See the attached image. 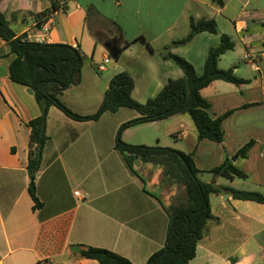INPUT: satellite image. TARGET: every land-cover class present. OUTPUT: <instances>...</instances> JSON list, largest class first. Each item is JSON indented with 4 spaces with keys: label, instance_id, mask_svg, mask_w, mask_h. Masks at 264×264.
Returning <instances> with one entry per match:
<instances>
[{
    "label": "crops",
    "instance_id": "crops-1",
    "mask_svg": "<svg viewBox=\"0 0 264 264\" xmlns=\"http://www.w3.org/2000/svg\"><path fill=\"white\" fill-rule=\"evenodd\" d=\"M57 2L62 10L47 20L42 18L41 27L36 16L51 9L50 0H2L0 10L17 36L34 41L47 23L51 32L45 44L79 47L84 58L80 82L94 85L104 98L113 78L126 72L134 80L132 96L137 92L148 96L134 100L145 104L169 80L184 76L168 61L170 55L186 59L200 74L208 51L220 44L221 36L231 37L235 49L223 55L218 66L234 68L236 76L247 83L236 86L215 81L201 92L214 116L232 112L223 122V143L199 142L189 115L131 127L123 132L122 140L128 145L192 154L203 183L264 195V0H225L223 7L211 0ZM191 19H214L218 34L201 33L188 44H177L189 35ZM257 44L262 49H254L260 48ZM165 52L155 67L148 64ZM226 57L231 59L228 67L222 65ZM13 59L8 44L0 38V264H98L80 256L84 247L106 249L134 264H146L164 248L170 224L165 207L170 205L147 189L116 150L120 127L139 118V113L122 108L85 121L77 130L74 125L82 122H69L71 118L52 107L46 149L52 144L51 127L57 119L61 133L70 127L78 134L65 148L49 151L47 161L45 149L34 182L44 206L34 210L29 194L28 124L41 111L34 94L10 80ZM249 68L250 76L243 71ZM256 73L260 76H253ZM162 127L164 137L174 139V145L162 144ZM250 142L253 147L248 157H237ZM227 159L244 178L212 173ZM146 167L152 169L149 164L138 169ZM210 207L214 219L190 264H264V204L237 200L223 192L210 196Z\"/></svg>",
    "mask_w": 264,
    "mask_h": 264
},
{
    "label": "trees",
    "instance_id": "trees-1",
    "mask_svg": "<svg viewBox=\"0 0 264 264\" xmlns=\"http://www.w3.org/2000/svg\"><path fill=\"white\" fill-rule=\"evenodd\" d=\"M50 1L51 9L36 16L38 27L43 24L42 18L47 20L52 13L62 10L57 0ZM211 1L219 7H223L225 2ZM1 2L2 0L0 4ZM201 33L218 34L217 22L214 19H191L189 35L177 44H188ZM0 38L8 44L11 55L14 56L9 67L10 80L14 84L31 89L41 111L40 115L28 124L31 130L28 163L30 177L35 178L42 167L44 151L50 141L47 122L52 107L58 108L66 116L79 122L95 121L104 113H116L122 108H130L139 113V118L120 127L116 137V150L123 156L134 175L140 177L138 167L142 164H151L163 170L165 181L170 185L180 186L185 191L183 201L176 206L165 207L170 217L165 245L163 249L153 254L146 264H190L196 257L198 242L207 233L208 223L214 219L210 207L211 195L226 192L237 200L264 204V195L260 193L203 183L199 179L200 171L192 154L171 148L133 146L122 140L123 132L131 127L163 121L176 115H189L194 122L199 142L209 140L218 144L223 143L225 139L223 122L232 112L214 116L211 114L210 103L201 92L215 81L236 86L247 83L236 76L234 68L223 70L218 66L220 58L235 49V42L231 37L221 36L220 44L208 51L200 74L186 59L170 55L169 58L182 70L184 76L177 80H169L157 97L149 99L145 104L132 98L134 80L128 73L115 76L106 93L104 104L96 115L90 117L74 114L59 99V96L72 85L80 83L75 80L77 75L81 80L84 65L79 47L41 44L28 40L27 36H17L1 10ZM252 147L253 142L248 143L236 156L247 158ZM212 173L228 179L245 177L244 173L228 159L212 170ZM29 194L34 202V210L42 209L44 204L37 195L35 183L29 187ZM150 195L160 200L157 195L153 193ZM79 253L82 258L96 261L98 264H134L127 258L102 248L84 247Z\"/></svg>",
    "mask_w": 264,
    "mask_h": 264
},
{
    "label": "rangeland",
    "instance_id": "rangeland-1",
    "mask_svg": "<svg viewBox=\"0 0 264 264\" xmlns=\"http://www.w3.org/2000/svg\"><path fill=\"white\" fill-rule=\"evenodd\" d=\"M240 2H243V0H240ZM257 45H259L260 48L257 46H254V49H262L261 44H257ZM166 54H167L166 52L165 54H161V55L158 54L156 57L157 61L154 62V60L152 59L148 62V64L151 67H155L156 62L161 61V59L159 58L161 56L166 57ZM226 58L227 59L223 61L224 63L222 64L224 67H228L227 65L231 63L230 61L231 59H229L230 57H226ZM168 61L169 62L171 61L172 64L174 63L173 60H168ZM240 63L242 64L243 67L246 66V64L243 61H241ZM262 67H263V75H264V65ZM243 71L247 73L245 75L250 76L252 74L250 71V68L243 69ZM254 75L260 76V73L253 74V76ZM81 82L76 85H72L68 90H66L63 93V95L59 96V99L64 105H66V107L70 111H72L74 114L78 116H81V117L94 116L98 113L99 109L104 104L105 98L104 96L96 92V90L94 89V85L85 84L84 82L83 83ZM142 97H148V96H143L141 92H137L134 96H132V98L135 100L139 98L141 99ZM62 113L63 112L61 111V114ZM85 115H90V116H85ZM69 120H70L69 122L73 121L72 119H69ZM75 122H79V121H75ZM84 123L86 122L82 121V124L74 125V128H77L78 130L79 128H81V126ZM59 127H60V119H57L56 122L52 124V127H51V131L53 133V140H52V144L46 149L47 153L45 155V161H47L50 157L48 154L49 151L53 153L55 149L61 150L62 148H65L66 144L74 140L78 134L77 130H74V128H70V127H67L69 129L61 133V131L59 130ZM161 136L163 139V143H162L163 145H174L173 144L174 139H170V138L168 139L164 137V127H162ZM130 142L133 143V141H130ZM142 142H145V141H142ZM149 167L152 169H147L146 167V168H143V170L141 168L139 169L140 171H138L140 173L139 178L141 181H143V179L145 180L143 182L146 183L147 189L151 191L153 190L155 193H157L167 205L176 206L181 201H183L185 197V191L180 186L170 185L167 181H165L162 169L157 168L151 164H149ZM199 179L201 178L199 177Z\"/></svg>",
    "mask_w": 264,
    "mask_h": 264
},
{
    "label": "built area",
    "instance_id": "built-area-1",
    "mask_svg": "<svg viewBox=\"0 0 264 264\" xmlns=\"http://www.w3.org/2000/svg\"><path fill=\"white\" fill-rule=\"evenodd\" d=\"M50 32H51V26L49 24H47V23L44 24L43 27L41 28L40 34L38 36H36L34 42L45 44V42L48 41V37L50 35ZM105 62L109 63L110 59L106 58ZM75 195H79V193L76 192Z\"/></svg>",
    "mask_w": 264,
    "mask_h": 264
},
{
    "label": "water",
    "instance_id": "water-1",
    "mask_svg": "<svg viewBox=\"0 0 264 264\" xmlns=\"http://www.w3.org/2000/svg\"><path fill=\"white\" fill-rule=\"evenodd\" d=\"M114 58L117 59V58H118V55L115 54V55H114ZM75 80H76L77 83L80 81V77H79V75L76 76ZM27 92H28L30 95L33 94V91H32L31 89H28ZM31 182H32V184H34V182H35V178H32V181H31Z\"/></svg>",
    "mask_w": 264,
    "mask_h": 264
},
{
    "label": "flooded vegetation",
    "instance_id": "flooded-vegetation-1",
    "mask_svg": "<svg viewBox=\"0 0 264 264\" xmlns=\"http://www.w3.org/2000/svg\"><path fill=\"white\" fill-rule=\"evenodd\" d=\"M112 50H115V47H111Z\"/></svg>",
    "mask_w": 264,
    "mask_h": 264
}]
</instances>
